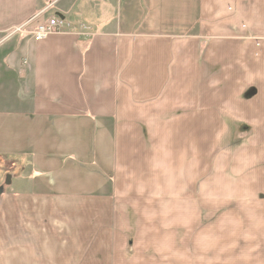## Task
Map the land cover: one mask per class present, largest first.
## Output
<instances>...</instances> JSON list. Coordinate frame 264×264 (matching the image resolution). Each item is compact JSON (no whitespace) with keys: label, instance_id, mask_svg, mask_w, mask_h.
<instances>
[{"label":"crops","instance_id":"0c3cea01","mask_svg":"<svg viewBox=\"0 0 264 264\" xmlns=\"http://www.w3.org/2000/svg\"><path fill=\"white\" fill-rule=\"evenodd\" d=\"M0 171V264H264V0H0Z\"/></svg>","mask_w":264,"mask_h":264},{"label":"built area","instance_id":"2783aa9c","mask_svg":"<svg viewBox=\"0 0 264 264\" xmlns=\"http://www.w3.org/2000/svg\"><path fill=\"white\" fill-rule=\"evenodd\" d=\"M46 9H44L40 15L45 14ZM69 29V24L60 20L58 17L54 16L47 20L45 24L38 25L35 30L27 32L34 41L44 39L46 36L54 33H64ZM13 33H22L21 28H16Z\"/></svg>","mask_w":264,"mask_h":264},{"label":"rangeland","instance_id":"374dc122","mask_svg":"<svg viewBox=\"0 0 264 264\" xmlns=\"http://www.w3.org/2000/svg\"><path fill=\"white\" fill-rule=\"evenodd\" d=\"M86 29V31H89V29H87V28H85ZM0 173L2 174V175H4V176H2L1 177V175H0V178H2V182H4L5 180H6V178H7V176L8 175H14V172H6V173H3V171H0ZM12 238H14V237H12ZM23 254H24V252H23ZM9 260V259H8Z\"/></svg>","mask_w":264,"mask_h":264},{"label":"water","instance_id":"95a60500","mask_svg":"<svg viewBox=\"0 0 264 264\" xmlns=\"http://www.w3.org/2000/svg\"><path fill=\"white\" fill-rule=\"evenodd\" d=\"M59 18H62V17L59 16ZM1 192H2V188H0V194H1Z\"/></svg>","mask_w":264,"mask_h":264}]
</instances>
